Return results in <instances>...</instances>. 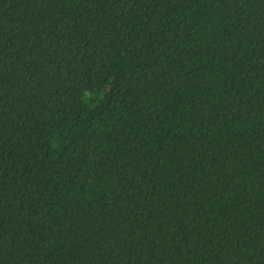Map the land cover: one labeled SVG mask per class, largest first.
I'll use <instances>...</instances> for the list:
<instances>
[{"label": "trees", "instance_id": "16d2710c", "mask_svg": "<svg viewBox=\"0 0 264 264\" xmlns=\"http://www.w3.org/2000/svg\"><path fill=\"white\" fill-rule=\"evenodd\" d=\"M0 264H264V0H0Z\"/></svg>", "mask_w": 264, "mask_h": 264}]
</instances>
